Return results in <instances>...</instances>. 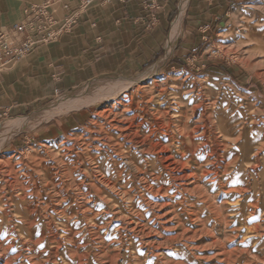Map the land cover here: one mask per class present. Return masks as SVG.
<instances>
[{"label": "rangeland", "instance_id": "obj_1", "mask_svg": "<svg viewBox=\"0 0 264 264\" xmlns=\"http://www.w3.org/2000/svg\"><path fill=\"white\" fill-rule=\"evenodd\" d=\"M227 20L221 30L208 36L201 34L198 44L179 55L171 48L167 57L141 71L98 77L56 95L30 114L1 121L0 157L22 161L25 170L38 180L40 194L46 193L45 175L59 172L67 197L63 206L71 208L75 206L73 199L79 193V185L86 189L89 183L84 175L88 159L79 152L99 125H105L102 114L108 110H125L117 103L120 99L128 97L129 110H125L124 116L116 115L117 121L130 119L132 115L141 120L142 112L155 115L164 111L167 112L164 122L171 123L172 133L178 127L187 131L198 129L193 136L201 153L188 156L189 167L200 176L198 185L190 184L185 190H178L168 182L166 198L151 199L172 203L163 219H156V211L147 207L145 201L135 202L134 211L151 228V240L157 241L155 254L147 252L146 246L128 231L121 230L116 212L121 211L120 205L124 210L130 209L128 200L120 205L99 202L95 208L102 209L97 222L102 226L99 236L103 252L98 249L101 241L92 245L85 232L93 229L95 222L89 225L71 220L80 241L91 243L89 249L81 244L76 257L68 256L71 264L79 260L82 264H109L116 252L115 264H264V2L237 8ZM181 32L175 25L171 38ZM76 113L81 116V122L75 128L63 133L58 130L43 133L48 124H56L63 116ZM14 122L24 125L15 132L9 131ZM237 136L238 143L230 144L227 150L237 159L229 169L224 170L225 164L230 163L229 156L219 160L202 153L205 137L210 145V140L215 138L225 143L224 140L231 141ZM71 148L74 149L69 151ZM175 150L176 147L172 148V154ZM242 154L248 162H241ZM72 168L76 170L71 172ZM241 184L246 188L244 194L232 192ZM138 185L137 177L133 186ZM50 191H47L49 198ZM140 193L136 189L131 196ZM89 195L93 198L94 191L90 190ZM104 197L109 200L107 195ZM253 204H257L254 210ZM11 211L16 217L15 209ZM53 224L60 232L63 223L55 220ZM11 225L8 264H65L62 250L70 248L69 244H63L53 258L49 252L52 246L42 240L41 225L37 236L41 241L35 246L30 240L36 235L27 233L25 226L19 228L14 221ZM2 227L1 222L0 231ZM166 238L177 240L157 245ZM84 254L88 256L84 258Z\"/></svg>", "mask_w": 264, "mask_h": 264}, {"label": "bare ground", "instance_id": "obj_2", "mask_svg": "<svg viewBox=\"0 0 264 264\" xmlns=\"http://www.w3.org/2000/svg\"><path fill=\"white\" fill-rule=\"evenodd\" d=\"M129 100L131 101V99ZM127 101L128 97H124L117 103L123 106L125 110H129L126 108ZM125 110L120 112L108 110L102 114L105 125H99L97 131L90 135L89 140L84 143L82 151L79 152L86 155L88 159L84 175L89 183L86 189L79 185V193L73 199L75 205L73 208L63 206L67 197L62 189L59 172L53 171L52 174L45 175L43 188L46 193L40 194L38 180L33 177L30 171L25 170L26 165L22 161L0 157V224L3 223V229L0 231V251L3 254L0 255V261L3 264L9 263L7 240L13 234L11 221L19 224V228L25 226L24 230L27 233L36 235L35 238L32 236L30 240L33 246L41 241L37 237L39 235L38 226L41 225L44 230L42 240L47 241L52 246L49 252L53 258L57 257L63 244H69L70 248L62 250L65 264H71L69 259L78 255L81 244L88 248L87 246L91 243L93 245L100 240L98 249L100 253L103 252L102 238L99 236L102 226L97 222L102 215V209L95 208V206L99 202L103 204L112 202L120 205L123 200H128L130 209L124 210L123 206L120 205L122 212H116L121 230L128 231L132 237L135 236L139 239L138 243L146 246L147 252L155 254V250L158 248L156 246L157 241L151 240V228L144 225L140 219L141 215L134 211L135 202L137 199L140 202L145 201L147 207L156 211V219H163L167 213H165L166 208L172 205L169 200H162L166 198L165 196L169 191L168 182L172 184L174 189L178 190H185L190 184L198 185L200 176H196L194 170L188 165L191 159L188 156L194 157L201 153L199 145L196 143L197 140L193 136V133H198V129L195 127L191 131H187L185 128L178 127L175 134L172 133L171 123L164 122L167 116V112L164 111L156 112L155 115L142 112L141 120L137 118L139 116L132 115L130 119L117 121L116 115L124 116ZM111 115H113L112 118ZM23 125V123L14 122L9 131L15 132ZM205 134L206 132L204 136ZM241 135L242 131L239 132V137ZM228 136L225 134L226 138H229ZM239 137L237 136L231 141L226 139L224 140L227 141L225 143H220L215 138L210 140V145L205 137L202 144L205 148L201 149L202 153L206 154L207 157L215 156L219 160L229 156L231 158L230 163L225 164L224 170L229 169L234 166L233 164L237 162V159L231 156L230 151H227L228 146L238 143ZM174 147L176 150L172 154ZM73 149L71 148L69 151ZM240 158L242 163L248 162L244 154ZM149 169L152 170L150 173ZM30 170L33 171V168L30 167ZM75 170L72 168L71 172ZM137 177L139 185L134 188L133 184H135ZM50 189L52 191H50L51 196L49 198L47 191ZM136 189L141 193L131 196V192ZM90 190L95 193L93 198L89 195ZM232 192L244 194L246 188L244 184H241L238 189H233ZM104 195H107L109 200ZM153 197L162 199L153 202L151 200ZM35 199L37 200L35 201ZM11 208L15 209L14 215L16 217L11 214ZM256 208L257 204H253V210ZM74 219L78 223L89 225L95 222L92 225L93 229H86L85 231L91 243L80 241L79 232L71 225V220ZM55 220L63 223L60 232L53 224ZM174 239L176 238H166L157 245L167 244ZM82 256L86 258L88 255ZM117 258L118 253L116 252L110 257L109 264H115ZM77 264L82 263L79 260Z\"/></svg>", "mask_w": 264, "mask_h": 264}, {"label": "crops", "instance_id": "obj_3", "mask_svg": "<svg viewBox=\"0 0 264 264\" xmlns=\"http://www.w3.org/2000/svg\"><path fill=\"white\" fill-rule=\"evenodd\" d=\"M43 0H0V32L19 44L25 34L11 30L28 4ZM95 0L77 24L56 42L38 45L25 59L0 71V123L22 117L101 76L141 71L200 42L201 34L221 30L232 12L264 0ZM188 1V2H187ZM187 3V4H186ZM186 5V6H185ZM182 30L171 38L174 26ZM204 38V37H202ZM175 57V56H174ZM66 115V114H65ZM81 116H63L43 133L75 128Z\"/></svg>", "mask_w": 264, "mask_h": 264}, {"label": "built area", "instance_id": "obj_4", "mask_svg": "<svg viewBox=\"0 0 264 264\" xmlns=\"http://www.w3.org/2000/svg\"><path fill=\"white\" fill-rule=\"evenodd\" d=\"M110 0H103L108 3ZM125 3L126 0H117ZM95 0H43L28 4L23 19L11 26V30L25 34L19 44H11L4 32H0V71L13 67L25 59L38 45L56 42L63 34L71 32L79 17Z\"/></svg>", "mask_w": 264, "mask_h": 264}]
</instances>
